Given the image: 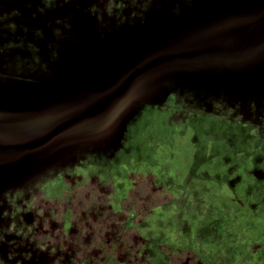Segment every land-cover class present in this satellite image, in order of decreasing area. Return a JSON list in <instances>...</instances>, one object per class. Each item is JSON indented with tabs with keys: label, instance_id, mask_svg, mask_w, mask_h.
<instances>
[{
	"label": "rangeland",
	"instance_id": "obj_1",
	"mask_svg": "<svg viewBox=\"0 0 264 264\" xmlns=\"http://www.w3.org/2000/svg\"><path fill=\"white\" fill-rule=\"evenodd\" d=\"M201 2L217 4L0 0V75L29 78L0 80L5 106L16 111L19 98L33 103L60 84L89 93L84 83L100 85L154 39L161 47L182 34ZM8 52L18 62L5 63ZM190 68L100 92L130 102L104 142L66 143L28 172L1 170L0 264H182L191 255L263 264L264 67Z\"/></svg>",
	"mask_w": 264,
	"mask_h": 264
},
{
	"label": "trees",
	"instance_id": "obj_2",
	"mask_svg": "<svg viewBox=\"0 0 264 264\" xmlns=\"http://www.w3.org/2000/svg\"><path fill=\"white\" fill-rule=\"evenodd\" d=\"M216 1L217 4L211 6L213 8L202 9L203 13H198L182 34L167 37L163 47H159L157 38L154 39L151 49L145 48L141 52V60L137 57L135 59L138 62L126 63V66L117 68L114 78L99 79L100 85L95 87L89 82L84 83L86 88L97 90L95 92L89 94L70 87L72 85L63 84L44 96V104L39 105L36 100L30 102L32 104L27 107L34 112L23 114L19 119L18 115L6 112L5 105L0 103V142H19L24 139L30 145L31 155L26 162H12L7 157L12 154V148L0 143V172L31 170L47 162L66 143L81 144L92 140L104 142L107 133L124 115L123 111L130 102L113 101L101 96L100 92L119 90L133 64L147 65L148 68L137 80L129 81L130 91L139 79L149 73L163 70L165 72L162 76L177 74L188 65L205 70L211 63L222 65L229 62L232 66L227 71L229 74L257 73L264 67V0ZM178 46L181 48L172 49ZM147 52L151 55L148 59L144 58ZM156 56H161L157 62L154 61ZM196 69L190 68V73ZM84 107L90 109V116L85 122L79 123L77 117ZM135 128L132 126L130 130L134 131ZM55 130L61 135L59 141L52 142L50 134ZM197 259V256L191 255L182 264H208L210 261L209 256L200 262Z\"/></svg>",
	"mask_w": 264,
	"mask_h": 264
},
{
	"label": "flooded vegetation",
	"instance_id": "obj_3",
	"mask_svg": "<svg viewBox=\"0 0 264 264\" xmlns=\"http://www.w3.org/2000/svg\"><path fill=\"white\" fill-rule=\"evenodd\" d=\"M192 6V5H191ZM202 2L201 3H199L198 5H195V6H192V9H199V12L198 13H203L202 12ZM264 17V16H263ZM110 32V31H109ZM92 33V32H91ZM106 33H108V32H106ZM106 33H102V34H106ZM88 36V35H87ZM56 40L59 42V44L60 43H62V44H64L65 43V41H63V42H61V40L59 39V37H56ZM57 45H59L58 43H56ZM57 45H53V49L55 48H57L58 46ZM61 45V44H60ZM7 46V45H6ZM50 51H52V49L50 50ZM6 56H7V59H3V61L5 62V63H7V62H9V61H11V62H14L15 60H17L16 62H18V59H15V60H11L9 57H11V55H10V53L8 52V53H6ZM16 62H14V63H16ZM50 65H54V62H53V60L51 59V64ZM140 69H141V66L140 65H138V64H133V65H131V67L128 69V71H127V73H126V79H125V81H124V83L122 84V87H125L126 85H127V83L129 82V81H131L132 79H138L139 77H137L136 78V76L137 75H139V74H136L137 72H138V70L140 71ZM2 79H6L7 80V82H16L17 84L18 83H24V82H29V78H27L26 77V75H22V76H19V75H17V76H14V75H5V74H1L0 75V80H2ZM140 80V79H139ZM63 84H60V86H62ZM65 86V85H64ZM5 87H7V86H5ZM70 87H76V86H70ZM121 87V88H122ZM80 88H85V87H80ZM74 89H77V88H74ZM87 90H88V88H86ZM82 91V90H81ZM95 91H97V90H91L90 91V89H89V94L90 93H92V92H95ZM5 91H2V94H0V103L3 105H5V93H4ZM101 92H103V90L101 91ZM88 93V92H87ZM46 94H41V97H39L38 99H37V102L39 103V105H42V104H44V102H45V96ZM18 98V97H17ZM26 97H22V98H19L20 100H22V101H17V100H19V99H15L16 101H17V103L15 104L17 107H16V111H11L10 109H8L6 106H4V109H6V112H8V113H10V115H18V119L21 117V115H23V114H29V113H32V112H34V110L33 109H30L29 107H27V103L28 102H30L29 101V99L27 100V99H25ZM14 99V98H13ZM24 99V100H23ZM13 101V100H12ZM87 114V116L85 117L84 115H86ZM81 116L83 117H85L84 118V120L83 121H81ZM89 116H90V109L89 108H86V107H84V108H82L81 110H80V112H79V114H78V117H77V120H78V122L80 123H83V122H85L88 118H89ZM60 132L59 131H57V130H55V131H53L51 134H50V140L52 141V142H56L57 140L59 141V139H60ZM2 145H6L7 147H9V148H12V154H9V156L7 155V157H8V159L9 160H11L12 162H18V161H24V162H26V161H28L30 158H31V155H30V145L29 144H27L26 142H25V140L23 139V140H21V141H19V142H12V141H10V142H5V141H1L0 142ZM76 145H78V143L76 144ZM28 171H30V170H15V171H10L11 173H14V174H19V173H24V172H28Z\"/></svg>",
	"mask_w": 264,
	"mask_h": 264
},
{
	"label": "water",
	"instance_id": "obj_4",
	"mask_svg": "<svg viewBox=\"0 0 264 264\" xmlns=\"http://www.w3.org/2000/svg\"><path fill=\"white\" fill-rule=\"evenodd\" d=\"M145 66H146V65H145ZM143 68H145V67L143 66ZM147 68H148V66H147ZM147 68H145V69L147 70ZM146 70H145V71H146ZM111 92H114V91H111Z\"/></svg>",
	"mask_w": 264,
	"mask_h": 264
}]
</instances>
